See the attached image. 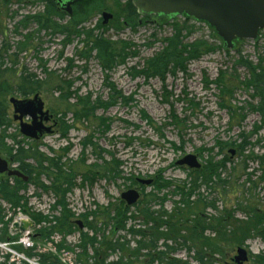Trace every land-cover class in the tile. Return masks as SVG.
Returning <instances> with one entry per match:
<instances>
[{
	"label": "rangeland",
	"instance_id": "1",
	"mask_svg": "<svg viewBox=\"0 0 264 264\" xmlns=\"http://www.w3.org/2000/svg\"><path fill=\"white\" fill-rule=\"evenodd\" d=\"M8 1V7L4 8V12L8 13L3 20L5 34L0 36V68L14 71L26 69L41 81L47 79L49 85L45 86L44 92H40V96L46 109L54 116L52 124L55 131L52 135L34 141L23 137L19 123L14 121L7 129H0V139L5 136L2 145L12 149L13 155L22 147L29 152L24 157L28 156L27 162L30 165L38 164L32 158L33 155H37L40 161L48 159L44 163L48 171L41 178L36 177L29 183L23 182L21 186L15 184L16 179L0 176V186L8 184L11 189L17 187L21 197L17 208L0 198L4 218V225L1 223L0 229H9V236H13L10 231L11 220L7 221L11 216V219L22 215L34 220L40 215L50 221L36 223L32 237L33 248L11 246L15 255L17 253L26 260L38 261L39 264H42L41 255L50 254L61 264H93L96 260V248L88 246L87 249H80V233L90 237L97 233L101 244L104 239L113 241L125 236L126 233L115 232V222L110 219L112 216L108 217L104 212L106 207H110L114 216V208L125 210L126 203L122 201V194L132 189H138L141 194V205L149 201L150 208L155 211L162 209L163 202L168 213L173 212L176 207H185L187 211L192 209L201 217L228 218L230 224L237 219L246 221L247 210L254 209L259 215H264V185L259 183L262 175L259 158L264 156V120L256 111L259 99L254 90L241 85L248 82L250 73L240 63L247 60L258 70L264 71V31H260L261 38L258 42L245 40L235 50L222 48L213 54L202 56L189 63L187 74H170L163 83L157 78L146 80L136 75L148 59L163 50V39L173 34L172 21L138 17L139 26L133 28L123 17V12L114 22L119 12L116 4L121 3L123 6L127 4L126 0H106L104 6L93 5V2L99 3V0H83L80 7L84 10L72 23L74 16L71 18L58 13L53 18L55 24L68 27V30L78 21L83 22L79 27L82 35L72 36V42L65 45L68 37L66 33L61 30L56 33L44 30L43 24L41 28L31 19L47 10L45 0ZM93 7L99 10L96 11ZM104 13L114 15L107 25H103ZM178 20L181 21L180 25L184 24V18L180 17ZM121 24L123 26L119 29ZM189 25L195 31L190 42L203 39L217 47H224L223 41L206 24L192 19ZM97 27H101V30H97ZM86 32H95L96 35L103 33L106 39L120 46L125 43L131 58L112 72H104L96 53L89 59L81 56L87 52ZM78 53H81L80 56ZM46 73H51V78ZM58 77L74 83L73 90L79 96H89L93 101L99 100L108 106L99 110L96 118L88 121H82L79 117L80 120L77 119L67 110L68 106L59 100L60 94L52 92L54 80ZM224 77L234 85L232 97L227 94L228 90H224ZM34 96L22 98L15 93L8 96V102L10 98L23 100ZM122 97L129 101L126 102ZM75 102L76 99L71 101ZM227 105L232 107L233 113L228 111ZM9 113L13 120L12 107ZM63 113H67L66 120L60 118ZM143 113L150 120L145 119ZM233 118L236 120L233 121ZM238 119H244L240 126ZM62 123L73 126L67 138L61 136ZM244 142L248 146L242 151L239 145ZM88 143H93L94 147L86 146ZM1 150L3 159L19 167L18 162L9 155V150ZM232 150L236 151L234 156L230 153ZM187 155L198 157L202 165L199 171H192L187 166H177V162ZM60 158L62 163L67 164L68 171L78 176L75 180L76 187L68 194L66 201L74 216L72 222L75 224L82 221L85 225L83 230L76 224V229H61L63 232L51 229L56 219L61 217L62 209L55 204L58 197L50 191L46 192L42 185L51 187L55 170L50 168V164ZM112 160L118 161L123 173L121 177L109 180L103 177V164ZM210 161L218 166L221 179L227 182L226 186L217 182L207 185L202 179L195 182L198 174L204 173ZM81 175L94 181L82 182ZM139 180H152L153 183L145 186ZM164 182L169 183V187L158 189ZM212 204H215L216 210L209 208ZM135 211V208H131L126 215L129 219L128 228L135 226L140 231H146L150 226L146 224L144 216L137 212L136 220L131 219ZM83 216L87 217L91 228L86 226ZM191 221L193 218L188 223L189 227L194 224ZM94 228L97 229L96 232L90 230ZM44 230L53 232L48 240H44L46 237L41 234ZM15 237L18 241L21 235ZM137 239L140 238L128 236L133 247ZM0 244L5 245L2 242ZM56 245H62L63 252L55 253ZM240 247L250 253L246 264H256L257 257L264 256V239L257 233L252 234ZM240 247L236 245L223 256L217 257V264H232ZM7 250L0 249V262L6 254L11 256ZM28 251L34 257L28 256ZM194 256V252L190 253L184 247L173 257L187 264H196ZM118 258L119 254H110L109 259ZM15 259L16 264L26 263L17 257ZM139 260L148 258L141 256Z\"/></svg>",
	"mask_w": 264,
	"mask_h": 264
},
{
	"label": "trees",
	"instance_id": "2",
	"mask_svg": "<svg viewBox=\"0 0 264 264\" xmlns=\"http://www.w3.org/2000/svg\"><path fill=\"white\" fill-rule=\"evenodd\" d=\"M105 1L106 0H99V3L93 2V5L104 6ZM45 2L47 3V10L44 13L31 18L39 27L42 28L43 24L44 30H51L54 33L61 30L63 33H66L68 37H66L64 42L65 45L72 42L70 39L72 36L80 37L82 35V30L79 29V27L83 22L78 21L70 30H68V27L55 24L53 18L58 16V12L56 11L54 1L45 0ZM118 2L121 1L118 0ZM8 3V0H0V36L5 34L3 20L8 13L4 12V8L6 9L8 7ZM93 8L96 11L99 10L98 8ZM116 9H118L119 12L116 14L114 22L120 17V13L123 12V17L129 22L131 27L136 28L139 26L137 19L139 16L137 15L136 9L133 7L131 0L123 6L121 3L116 4ZM83 10L84 9H81L80 5L77 6L73 19L70 18L71 23L76 20V16H79ZM191 20L192 19L185 17L183 25H180L181 21H179L178 18L175 22H171L173 34L163 39L165 47L161 52L145 62L142 70L137 73V77H143L146 80L157 78L165 83L170 74L173 76L179 72L187 74L190 62L199 60L202 56L213 54L222 48L224 49L222 46L217 47L214 43H209L203 39L190 42L195 32L193 29L194 27L189 25ZM122 26L123 24L118 28L121 29ZM97 30H101V27H97ZM84 35L87 38V52L81 56L89 59L93 53H96L97 59L100 60L104 72H112L117 66L125 65L128 58H131V54L127 53V46L125 43H121L120 46L118 43L106 39L103 36V33L96 35L95 32H86ZM239 44L240 43H236L235 49L238 48ZM80 54L81 53H78L79 56ZM240 63L246 67L250 73L248 82H243L241 85L243 87L246 86L248 90H254L259 99L256 111L264 120V71L258 70L255 65L250 63V61L245 60ZM46 74L48 78H51V73ZM54 83L55 86L52 88V92L60 94L59 100L68 106L67 110L71 111L73 116L77 119L80 118L82 121H88L96 118L97 112L108 106L102 101H93L89 96H79V93L73 90L74 83L70 81L68 82L58 77L54 80ZM223 84L224 90H228L227 94L232 97L234 85H232L226 77L223 79ZM47 85H49L47 79L41 81L35 74L29 73L26 69L14 71L13 69L3 70L0 68V129H7L14 121V117L12 120L9 113L10 107H12L8 102L9 95L18 93L22 98H29L35 94L40 95V92H44L43 89ZM74 99H76V102L71 103ZM122 99L126 102L129 101V99H126L125 97H122ZM226 108L231 113L234 112L231 106L227 105ZM143 114L145 119L150 120L145 113ZM61 115L60 118L62 120L67 119V113ZM235 120L236 119L233 118V121ZM242 120L238 119V126L242 124ZM72 128L73 126L62 123L63 130L61 136L67 138ZM258 131L259 130H257L256 133H258ZM4 137L5 136H2L0 139V150L1 148H4L2 149L3 151L9 150V155L18 162L19 170L23 171L29 177V182L34 181L36 177L38 179L41 178V176L48 171V169L44 167V163L48 161V159L40 161L37 158V155H33L34 157L32 158L36 160L38 164L34 166L30 165L27 162L28 156L24 157L29 152L25 151L22 147H19L17 153L13 155L12 149L6 148L2 145V142L4 143L5 140ZM86 146L94 147L93 143H88ZM247 146L248 143L244 142L239 145V148L244 151ZM259 161L262 166V175L259 178V183L264 185V156L259 158ZM50 165V168L55 170V174L53 175L54 179L51 182V187H44L43 185L42 187L46 192L50 191L54 196L58 197L55 204L58 208L62 209L61 217L56 219V223L52 222L53 227L51 229H53V231L56 229H59L60 231H62L61 229H72V227L76 229L75 224H78L77 222H75V224L72 222L74 216L69 210V205L66 200L68 194L71 193V190L76 187L75 180L78 176L72 171H68L67 164L62 163L61 158L56 161H51ZM103 166L105 170V176L103 177L109 180L119 178L123 173L120 170L121 166L118 164V161L112 160L111 162H105ZM246 170L247 169L244 170L245 173ZM80 177H82V182L92 183L94 181L90 180L87 176L81 175ZM199 179H202L207 185L214 182H217L222 186L227 185V182L221 179V175L218 172V166L214 165L212 161L207 164L204 173L200 175L198 174L195 182ZM15 184L21 186L24 183L23 181L16 179ZM169 185V183L164 182L161 188L159 186L158 189H166ZM253 185H256V183H253ZM18 192L17 187L11 189L8 184H2L0 186V198L15 208L19 207L21 202V197H19ZM150 205L149 201H147L144 205L138 203L132 207L137 211L132 214L131 219L136 220L137 212L144 216L146 224L150 226L146 231H140V229H137L135 226L128 228L129 219H127L126 215L130 212L131 207L126 206L125 210L124 208L119 207L114 208L116 212L114 216L109 209L110 207H106L104 214L108 217L112 216L110 219L112 222H115V232L117 234L121 232L126 233V235L118 237L113 241L104 239L101 244L97 237V233H94L92 237L80 233V249H87L88 246L96 248V260L93 264H187L186 262L173 257L178 250L187 247V250L190 253L194 252V260L196 261V264H217L219 262L217 257L223 256L226 251L234 249L236 245L240 247L252 236V234L257 233V235L264 239V215H259L254 209H251V211H245V215L248 217L246 221H240L237 219L230 224L228 218L222 217L220 219H209L201 217L196 214V212L191 211L192 209L187 211L185 207H176L173 212L168 213L163 207V202L161 203L162 209L160 211L152 210ZM209 208L216 210L215 204H212ZM82 218L86 220V226L91 228L90 223L87 221V217L83 216ZM192 218L194 224L189 227L188 223ZM3 220L4 218L0 209V223H2ZM34 221L38 224L50 222L47 218L40 215L35 217ZM193 221H191V223H193ZM186 224L187 226H185ZM259 226L261 228H258ZM90 230L97 231L95 228ZM41 234L44 238L46 237L44 240H48L53 232L44 230ZM128 236L133 237L134 239L140 238L135 240V247L132 246V242L128 241ZM160 243L161 247H159ZM98 246H100V249H97ZM56 249L61 252L63 250L62 245L56 246ZM143 252L144 255H142ZM26 254L34 257V254L30 251L26 252ZM110 254H119V258L117 260H110ZM141 256L148 258V260L140 261L139 259ZM257 259L258 261H256V264H264V256H259ZM41 263L61 264L52 254L49 256L41 255Z\"/></svg>",
	"mask_w": 264,
	"mask_h": 264
},
{
	"label": "water",
	"instance_id": "3",
	"mask_svg": "<svg viewBox=\"0 0 264 264\" xmlns=\"http://www.w3.org/2000/svg\"><path fill=\"white\" fill-rule=\"evenodd\" d=\"M81 0H58L57 6L69 15L73 14V5ZM137 14L142 18L155 17L157 19L175 20L180 17L193 18L198 23H206L223 41L226 50H233L237 42L260 40V31H264V0H132ZM103 25L113 20L114 15L103 14ZM10 105L14 109V121L19 122L21 134L30 140L38 141L45 135L54 133L53 127L44 125L49 123L53 116L49 110L45 111V103L39 94L32 99L11 98ZM29 119L28 123L25 120ZM234 156L236 151H230ZM9 162L0 157V174L7 173L9 178H29L21 171H10ZM177 166H187L191 170L202 168L198 157L187 155L177 162ZM141 185L151 186L152 180H139ZM141 198L138 189L128 190L122 194V201L127 207L135 206ZM80 229L83 223L77 222ZM36 226L33 220H23L14 224L16 232L25 233ZM249 262L248 251L238 248L233 264H246Z\"/></svg>",
	"mask_w": 264,
	"mask_h": 264
},
{
	"label": "flooded vegetation",
	"instance_id": "4",
	"mask_svg": "<svg viewBox=\"0 0 264 264\" xmlns=\"http://www.w3.org/2000/svg\"><path fill=\"white\" fill-rule=\"evenodd\" d=\"M54 1V4H55V7H56V11L59 13V14H66V15H69L67 12H65L64 10L61 9L60 6H57V1L58 0H53ZM83 0H81L80 2L76 3L73 5L72 9H73V14L74 15V12L76 11V8L78 5H80L82 3ZM129 0H126L125 3H128ZM46 107V106H45ZM47 110V109H46ZM30 122V121H28ZM54 121L53 119L46 124L47 127H53V131H54V125L52 124ZM55 132V131H54ZM46 137V136H45ZM43 139V138H42ZM41 140V139H40ZM24 175H26L23 171H21ZM27 176V175H26ZM28 177V176H27ZM29 178V177H28ZM29 183V181L27 182ZM1 224V223H0ZM3 224V223H2ZM4 225V224H3ZM5 242L7 243L8 246H12L11 245V241H12V238L9 236V229H4L3 227L0 229V242ZM1 255V253H0ZM249 256H250V253H249ZM41 262V261H40ZM0 264H16L12 261V258L10 255L6 254L4 257H3V262L0 263ZM18 264V263H17Z\"/></svg>",
	"mask_w": 264,
	"mask_h": 264
},
{
	"label": "bare ground",
	"instance_id": "5",
	"mask_svg": "<svg viewBox=\"0 0 264 264\" xmlns=\"http://www.w3.org/2000/svg\"><path fill=\"white\" fill-rule=\"evenodd\" d=\"M104 14H105V13H104ZM69 16H71V18L73 17V15H69ZM103 19H104V18H103ZM36 95H37V94H36ZM12 108H13V107H12ZM13 111H14V109H13ZM45 111H46V107H45ZM50 114H51V113H50ZM52 116H53V115H52ZM53 117H54V116H53ZM26 120H29V119H26ZM26 120H25V121H26ZM29 121H30V120H29ZM14 122H15V121H14ZM26 122H28V121H26ZM30 122H31V121H30ZM30 122H28V123H30ZM16 123H19V122H16ZM46 124H47V123L44 122L45 127H47ZM19 127H20V124H19ZM47 128H50V127H47ZM20 133H21V129H20ZM53 134H54V133H53ZM21 135H22V134H21ZM22 136H23V135H22ZM45 136H49V135H45ZM45 136H44V137H45ZM23 137H25V136H23ZM44 137H42V138H44ZM25 138H26V137H25ZM42 138H41V139H42ZM27 139H28V138H27ZM0 157L2 158L1 155H0ZM2 159H3V158H2ZM3 160H5V159H3ZM6 161H8V160H6ZM8 162H9V161H8ZM9 164H10V165H9V170H10V171H16V169L19 170V167H15L13 164H11V162H9ZM19 171H20V170H19ZM192 171H193V170H192ZM198 171H199V170H198ZM0 176H6L7 178H9L8 175H7V173H5V174H0ZM9 179H18V178H9ZM18 180H22V179H18ZM22 181L25 182L24 180H22ZM25 183H27V182H25ZM140 195H141V194H140ZM141 199H142V198H140V200H141ZM140 200H139V202H140ZM139 202H138V203H139ZM124 203H125V202H124ZM138 203H137V204H138ZM137 204H136V205H137ZM133 207H134V206H133ZM131 208H132V207H131ZM11 217H12V216H11ZM11 217H8V218H7V221H8L9 219L11 220L10 231H11L12 235H14V233L16 232V231L14 230V224H15V223H18V222H14V219H15V218H12V219H11ZM34 222H35V221H34ZM78 222H79V221H78ZM35 223H36V222H35ZM19 224H20V223H19ZM1 226H2V224L0 225V227H1ZM36 226H37V224H36ZM36 226H35V227H36ZM83 226H84V224H83ZM83 229H84V227H83ZM11 245H12V244H11ZM1 246L7 248V249H8L7 251L9 252V254H11L12 261H13V262H17V261H14V257H13V254H12V252H15V251L13 250L14 248L12 249L11 246H8V245H6V244H5V246H3V245L0 244V249H5V248H2ZM12 246L14 247L15 245H12ZM56 246H58V245H56ZM9 247H10L11 249H10ZM25 249H26V248H25ZM29 249H30V248H29ZM5 251H6V250H5ZM56 251H58V250H57L56 247H55L54 252L56 253ZM61 252H63V250H62ZM58 253H60V252L58 251ZM16 254H17V253H16ZM22 257H23V256H22ZM23 261H26V263H23V264H31V263H32V264H37V263H38V261H37V263H36L35 261H29V260H26V258H24V257H23ZM2 262H3V258H2ZM2 262H0V263H2ZM38 264H39V263H38ZM232 264H233V263H232Z\"/></svg>",
	"mask_w": 264,
	"mask_h": 264
},
{
	"label": "built area",
	"instance_id": "6",
	"mask_svg": "<svg viewBox=\"0 0 264 264\" xmlns=\"http://www.w3.org/2000/svg\"><path fill=\"white\" fill-rule=\"evenodd\" d=\"M24 219H28V217L20 215L19 217H16L14 219V222H20V221H22ZM12 245H21V246H23L26 249L33 248L34 247V243L32 242V232H27L26 234H23L22 238L19 239L18 242L12 243ZM12 254L14 256V261H16L15 257H17L20 261L23 260L20 255H18V254L15 255V252H12Z\"/></svg>",
	"mask_w": 264,
	"mask_h": 264
}]
</instances>
